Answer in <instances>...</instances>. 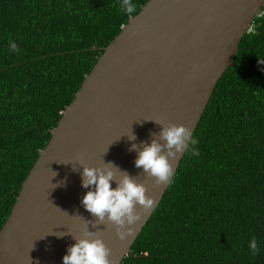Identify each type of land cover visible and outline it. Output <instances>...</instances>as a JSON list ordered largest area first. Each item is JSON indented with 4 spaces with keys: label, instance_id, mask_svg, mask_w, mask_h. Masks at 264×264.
Instances as JSON below:
<instances>
[{
    "label": "trees",
    "instance_id": "1",
    "mask_svg": "<svg viewBox=\"0 0 264 264\" xmlns=\"http://www.w3.org/2000/svg\"><path fill=\"white\" fill-rule=\"evenodd\" d=\"M149 1L128 15L122 0H0V232L85 78ZM233 62L121 264H264V15Z\"/></svg>",
    "mask_w": 264,
    "mask_h": 264
},
{
    "label": "water",
    "instance_id": "2",
    "mask_svg": "<svg viewBox=\"0 0 264 264\" xmlns=\"http://www.w3.org/2000/svg\"><path fill=\"white\" fill-rule=\"evenodd\" d=\"M263 6L264 0H150L131 17L85 78L23 183L0 232V264H63L73 237L82 238L86 229L101 232L112 264L131 255L187 152L172 161L169 183L158 187L136 168L132 143H150V134L162 130L155 121L184 125L193 137ZM132 132L135 141L128 138ZM104 162L140 174L156 200L149 212L138 209L141 220L125 241L113 225L93 227L95 218L82 205L92 190L82 187V167ZM60 181L66 186L57 187Z\"/></svg>",
    "mask_w": 264,
    "mask_h": 264
},
{
    "label": "clouds",
    "instance_id": "3",
    "mask_svg": "<svg viewBox=\"0 0 264 264\" xmlns=\"http://www.w3.org/2000/svg\"><path fill=\"white\" fill-rule=\"evenodd\" d=\"M135 7L131 0H122L120 10L131 15ZM10 48L14 52L19 50L11 40ZM155 123L160 125L162 130L158 134H150L151 142L132 143L129 151L137 153L134 162L136 168H142V173L151 178L156 186L163 187L174 175L175 166L172 161H178L188 149L189 143L195 146L197 141L192 138V130L184 125H165L161 121ZM128 138L130 141L137 139L133 132ZM189 151L193 156L199 155L195 147ZM82 168V187L92 189L84 195L82 205L95 218L93 227L110 224L115 226L120 240L131 238L135 225L141 220L138 209L147 213L156 204L155 198L147 195L146 186L139 182L140 174L134 177L113 162H104L101 167ZM112 182L116 183L114 189ZM59 186H66V181H60L57 184V187ZM73 238L76 243L67 249L68 254L63 257V264H112L111 250L101 238L100 231L86 229L82 238ZM249 247L253 255L258 253L255 236L252 237Z\"/></svg>",
    "mask_w": 264,
    "mask_h": 264
},
{
    "label": "built area",
    "instance_id": "4",
    "mask_svg": "<svg viewBox=\"0 0 264 264\" xmlns=\"http://www.w3.org/2000/svg\"><path fill=\"white\" fill-rule=\"evenodd\" d=\"M264 15V6H263V9H262V11L259 13V17H261V16H263ZM251 30H252V28H251Z\"/></svg>",
    "mask_w": 264,
    "mask_h": 264
}]
</instances>
